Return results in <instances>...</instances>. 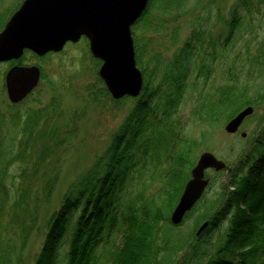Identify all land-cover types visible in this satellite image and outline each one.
<instances>
[{
    "label": "trees",
    "instance_id": "16d2710c",
    "mask_svg": "<svg viewBox=\"0 0 264 264\" xmlns=\"http://www.w3.org/2000/svg\"><path fill=\"white\" fill-rule=\"evenodd\" d=\"M161 1L165 3L159 7L162 11L171 3L178 6L184 2ZM153 4L154 0H150L143 16ZM211 4H208L205 18L202 21H198L200 16L195 18L197 21L192 22L187 38L168 58L154 56L155 65L151 71L146 74L143 69L146 77L142 92L105 149L66 188L59 207L47 221L33 264H165L185 246L188 250L181 258L182 264H193L205 256L208 257L206 264H264V114L255 113L249 117L254 118L256 125H263L261 136L244 139L249 142L248 147L236 157L233 166L228 165L224 170L228 177L219 185L215 197L198 210L204 195L186 215L187 218L197 211L196 225L209 219L205 230L198 236L193 231L181 238L172 235L175 228L169 222V212L195 159L192 154L195 143L185 134H178L175 112L187 87L193 57L206 51L208 46L214 57L216 43L222 36L220 32L213 37L212 29L203 27V21L210 17ZM262 5L264 0H234L228 16L223 19L227 27L225 40H230L246 22V15L258 11ZM135 42L137 44L136 39ZM139 50L137 44V60L141 63ZM263 57L264 45L261 44L254 55V64H260ZM207 67L201 61L198 75L206 76ZM261 73L264 74V70ZM248 80L235 77L220 84L212 94L201 95L194 110L196 117L213 123L220 117L229 118L246 104L258 103L255 99L262 98L264 93L250 96ZM56 104L51 99L42 107L19 109L9 116L2 113L3 119L10 122L4 126L7 134L1 135L2 128L0 130V258L3 244L10 239L7 235L10 229L20 240L21 248L35 225L37 193L34 189L26 188L24 192L21 188L15 195L14 185L21 180L22 185L32 188L33 174L41 164L37 161L29 164L37 151L30 141V133L41 127L43 120L55 111ZM0 123L2 125V119ZM253 126L260 131L258 126ZM44 130L39 133L44 134ZM43 153L44 149L36 153V157L43 159ZM14 165L19 169L18 180L10 170ZM148 166L161 168L158 177L162 181L149 195L145 194L146 187L140 182ZM222 173H214L211 183ZM54 179V176L47 178L46 195L51 192ZM225 221V232L214 235L213 231ZM66 232L70 236L59 251ZM98 246H101L100 251L96 250Z\"/></svg>",
    "mask_w": 264,
    "mask_h": 264
},
{
    "label": "rangeland",
    "instance_id": "374dc122",
    "mask_svg": "<svg viewBox=\"0 0 264 264\" xmlns=\"http://www.w3.org/2000/svg\"><path fill=\"white\" fill-rule=\"evenodd\" d=\"M19 1L21 0H0V20L7 17L11 8ZM233 1L184 0L183 4L174 6L175 3H171L170 7L164 8L162 11L159 7L164 6L165 3L162 4L161 0H154V4L146 16L135 26H132L133 36L140 48L141 63L139 66L146 69L145 72L148 74L155 65L154 56H159L160 59L168 58L176 46L182 44L187 38L195 18L200 16L198 21H202L209 7L208 4L213 3L210 5V17L203 21V27L212 29L213 37L222 32L221 41L216 43L214 57L210 53L211 46L206 47L204 49L206 51H200L198 56L193 57L195 65L192 66V63L190 65L187 87L175 113V118L179 122L178 134H185L195 143L192 149L195 160L201 151L209 150L231 166L234 165L236 157L248 147L249 142L247 140L244 142V139L248 136L260 137L263 125H256L253 122L254 118H248L241 126V131L247 132V135L241 137V131L235 134L224 131L226 118L220 117L213 123L203 122L196 117L194 110L197 100L202 94H212L220 84L235 77L239 80L249 79L247 89L250 96L255 97L264 93V74L261 73V70H264V57L260 64H254L257 48L261 44L264 45V5L259 6L258 11L254 10L246 15V22L230 40H225L227 27L224 26L223 19L228 16ZM220 42L223 45L219 44ZM201 61L208 66L206 76L198 75V65ZM22 63L38 64L42 68L45 78L39 82L23 103L11 106L2 86V73L8 67V63H0L1 135L7 134L4 126L7 125L6 122H10L7 118L3 119L2 113H7L9 116L19 109L42 107L48 104L51 99H54L58 105L56 104L57 107L54 112H51L49 118L43 120L41 127L30 133L32 135L30 141L37 151L34 153L33 159L30 158L29 164L37 161L42 165L33 174L32 188L22 185L21 180L18 181L20 183L14 185L15 195L21 188L24 192H27V189H34L37 193L38 212L35 225L22 243L21 248H19L20 240L12 235L11 229L9 230L7 235L10 236V239L3 244L4 251L0 258V264L34 263L35 255L43 241L47 221L55 208L59 206L64 191L78 174L90 166L95 156L105 149L119 123L134 103L131 98L114 101L109 94L104 92V84L97 73V62L91 56L87 41L83 38L76 42H67L62 50L46 54L38 59H32L31 54L26 53L23 55ZM259 67H261L260 71ZM48 82H51L52 85ZM255 100L258 101L253 104L255 113L257 115L264 114V96ZM253 125L258 126L260 131L255 130ZM42 130L45 131L44 134L39 133ZM258 132L259 134H257ZM37 135L39 136L36 137ZM42 149H44L43 159H39L36 157V153ZM161 167H164V164ZM159 169L161 168L143 171L140 182H143V186L146 187L145 194L149 195L161 185L162 181L158 177ZM10 170L16 177L19 171L16 165ZM212 174V169L206 171V175L210 178ZM53 176L55 177L53 187L49 195H46L44 192L45 182L47 178ZM227 177L226 171L214 177L198 210L203 209L206 203L215 197L219 185L225 183ZM15 179L18 180L17 177ZM196 214L197 212L185 219L172 231V235L182 238L190 232H195ZM21 217H24L22 213ZM226 226L227 222L225 221L218 230L213 231V234H223ZM63 238H68V233ZM63 248L64 246H61L59 251ZM187 250V246L183 247L165 264H182L181 258H184ZM207 260L208 257L205 256L193 264H206Z\"/></svg>",
    "mask_w": 264,
    "mask_h": 264
},
{
    "label": "water",
    "instance_id": "95a60500",
    "mask_svg": "<svg viewBox=\"0 0 264 264\" xmlns=\"http://www.w3.org/2000/svg\"><path fill=\"white\" fill-rule=\"evenodd\" d=\"M147 3L148 0H23L0 32V61L19 57L24 48L39 55L58 50L66 40L75 41L83 34L89 39L92 55L102 60L98 73L112 96L136 95L142 76L135 65L130 25ZM38 78L37 66L13 65L5 74L9 99L12 102L22 99ZM252 111V106L240 110L226 123L225 130L235 132ZM207 167L219 170L225 163L209 151L200 154L171 213L174 224L182 220L201 196L208 183L204 178ZM206 224L207 221L197 233Z\"/></svg>",
    "mask_w": 264,
    "mask_h": 264
}]
</instances>
